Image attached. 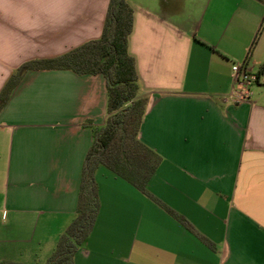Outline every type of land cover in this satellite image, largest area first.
<instances>
[{"label": "crops", "instance_id": "obj_1", "mask_svg": "<svg viewBox=\"0 0 264 264\" xmlns=\"http://www.w3.org/2000/svg\"><path fill=\"white\" fill-rule=\"evenodd\" d=\"M109 1L0 0V92L24 63L99 39ZM127 1L139 137L162 161L148 194L98 168L74 264H264V0ZM235 63L261 72L249 102L232 97ZM107 117L102 75H24L0 112V264L53 255Z\"/></svg>", "mask_w": 264, "mask_h": 264}, {"label": "trees", "instance_id": "obj_2", "mask_svg": "<svg viewBox=\"0 0 264 264\" xmlns=\"http://www.w3.org/2000/svg\"><path fill=\"white\" fill-rule=\"evenodd\" d=\"M133 22L134 11L127 0H110L99 39L55 58L24 63L0 92L1 112L24 75L31 71L70 70L79 75H102L106 80L108 117L104 126L93 129V144L81 174L76 217L60 236L46 264H74L76 253L92 232L100 210L96 181L100 166L148 194L147 185L162 161L139 137L146 100L138 98L139 78L128 50Z\"/></svg>", "mask_w": 264, "mask_h": 264}, {"label": "built area", "instance_id": "obj_3", "mask_svg": "<svg viewBox=\"0 0 264 264\" xmlns=\"http://www.w3.org/2000/svg\"><path fill=\"white\" fill-rule=\"evenodd\" d=\"M232 97L236 103L251 101L254 87L259 83L258 73L251 71L246 63H235L232 67Z\"/></svg>", "mask_w": 264, "mask_h": 264}]
</instances>
